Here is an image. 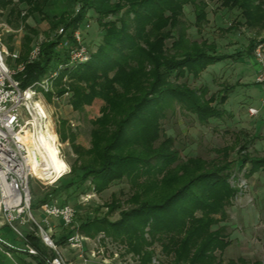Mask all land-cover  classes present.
I'll return each mask as SVG.
<instances>
[{"label": "trees", "instance_id": "obj_1", "mask_svg": "<svg viewBox=\"0 0 264 264\" xmlns=\"http://www.w3.org/2000/svg\"><path fill=\"white\" fill-rule=\"evenodd\" d=\"M12 1L0 0V7H10V16L17 15L23 22L39 15L50 28V40L42 47L40 59L27 64L17 76L23 88L43 80L67 62L68 50L62 45L65 41L76 44L74 35L92 12L103 31L91 59L64 70L54 82L59 95H71L74 110L84 112L96 102H102L103 107L101 117L93 122L90 149L77 144L71 134L82 174L65 190L69 195L73 188L84 193L87 190L83 184L92 178L94 190L102 194L113 184L127 181L131 194L125 204L131 207L124 210V203L115 197L106 207L109 215L119 211L118 221L95 218L80 225L79 232L89 237L103 233L126 242L141 264H153L155 244H160L168 264H250L243 257L227 263L222 259L231 245L227 208L239 193L231 183L237 163L240 172L250 166L246 170L250 178L264 171V157H252L243 147L236 161L230 160L228 148L216 149L219 159L214 161L182 159L175 140L163 129V120L176 105L197 114L206 124L223 116L212 106L215 97L207 100L205 91L198 94L187 84L178 83L188 75L197 79L209 66L234 57L217 54L215 45L189 37L184 19L186 6L195 9L200 30L208 22L210 2L219 1L229 10L239 8L247 17L252 8L250 0H75L81 6L79 13H55L52 18L46 13L52 0H18L26 7L25 15L19 6L11 8ZM257 22L251 23L255 26ZM26 27L28 32L38 34L29 25ZM61 28L63 32L57 34ZM31 42L26 35L19 63L27 62ZM256 47L251 43L249 54H254ZM221 100L226 103V96ZM53 198V194L48 195L40 204ZM67 236L56 244H66ZM25 242L37 252L36 256L27 254L39 264H50L56 256L35 233H29ZM9 262L0 251V264Z\"/></svg>", "mask_w": 264, "mask_h": 264}, {"label": "rangeland", "instance_id": "obj_2", "mask_svg": "<svg viewBox=\"0 0 264 264\" xmlns=\"http://www.w3.org/2000/svg\"><path fill=\"white\" fill-rule=\"evenodd\" d=\"M12 2L11 8L19 6V9L23 11L22 14H26L25 5L18 0ZM250 3L252 7L248 12L250 16L246 14L247 17H245L239 8L229 10L219 1L210 2L207 9L208 22H205L200 30L196 26L193 6L189 5L185 8L184 19L189 27V37L199 43L207 41L215 45L217 54L234 57L209 66L197 79L188 75L178 80L179 84H187L198 94L202 92L201 90L205 91L204 95L207 100L215 97L216 101L212 103V106L223 114L221 118H213L206 124L200 121L197 114L181 108L180 105H176L174 111L169 112L167 118L163 120V129L166 136L175 140V148L180 152L182 159L200 157L207 161H214L219 159V155L215 152L216 149L228 148L230 160L236 161L240 158V150L243 147H247L246 153L252 157H264V106L261 102L263 94L256 84L257 61L254 54H249L251 43L257 46L264 45V0H250ZM78 5L79 3L75 0H52L46 13L50 18L55 13L62 15L65 12L73 16L77 13ZM10 13V7L4 10L5 19L15 30L22 29L20 33L5 39L11 50L18 48V52L23 56L26 35L32 38L29 44V54L36 46L39 45L42 48L50 40L48 39L49 23L41 16L36 15L23 22L16 18L17 15L10 16ZM88 18L89 20L77 31L81 32L83 44L93 54L102 41L103 31L97 25V17L93 15V12ZM110 19L115 20L113 17ZM247 20H252V23L254 20L258 22L254 26L250 21L247 23ZM26 24L38 34L28 32ZM62 31L61 28L56 33L61 34ZM17 41L18 44H16ZM210 53L213 52L210 51ZM239 53L241 55L237 56ZM58 91L55 84L52 93H44L40 96L48 119L45 123L42 122L36 126L34 147L44 151L41 139L47 137L48 129L51 130L57 138L56 146L59 150V157L65 162L67 168L62 173V177L57 180L54 178L56 174L52 172L51 176L41 174L39 178L32 179V211L35 213L41 201L53 194V201L69 203L78 211L74 224L75 229L95 218L116 222L120 219L119 211L109 215L106 205L111 204L117 197L120 202L124 203L122 204L124 210L130 209L131 206L125 204L131 194V187L127 181L113 184L102 194L94 190L92 178L83 184L87 190L84 193L82 190L73 188L69 195L65 190L67 184L82 174L78 155L72 146L71 134H74L76 143L84 149L91 148L93 122L102 115V102H96L93 106L86 107L84 112H79L74 110L71 104V95H59ZM224 96L227 98L226 103L221 100ZM250 108L259 110V114L251 116ZM249 167L247 166L240 172L237 163L231 179L232 185L239 190V193L232 205L227 208L229 218L226 226L231 245L222 255L225 263L243 257L250 264L255 262L264 264V171L248 178L246 170ZM55 190L57 192L54 194ZM88 196L91 198L89 199ZM85 199L88 200L85 201ZM52 228L55 243L61 240L62 235H68L72 231V229L63 228L56 221H52ZM9 231V228H5L1 234L14 235L12 231ZM80 233L88 239L87 252L96 250L100 263L141 264L140 257L130 251L126 242L116 241L103 233L95 237ZM8 242L14 245L20 243V247L26 248L19 239L13 238ZM59 249L67 263L83 264L67 244H63V247ZM153 250L155 252L153 264H158L157 262L168 264L169 261L163 255L160 244H155ZM217 255L219 256L220 253L218 252ZM15 260L17 264H21L16 257ZM7 264L16 263L10 261Z\"/></svg>", "mask_w": 264, "mask_h": 264}, {"label": "built area", "instance_id": "obj_3", "mask_svg": "<svg viewBox=\"0 0 264 264\" xmlns=\"http://www.w3.org/2000/svg\"><path fill=\"white\" fill-rule=\"evenodd\" d=\"M80 10L81 6L78 5L77 13ZM21 31L22 29L12 28L4 17V10L0 8V225L10 228L22 239L26 237L24 228L27 227L30 233L39 236L44 244L55 252L56 256L50 264H71L67 263L59 246L53 240L52 220H61L66 229H72L67 236V246L75 251L83 264H88L98 258V252L91 250L88 253L86 249L88 239L74 228L78 216L76 208L69 203L48 202L42 206L44 217L38 221L32 211L31 181L34 177L39 178L37 172L47 170L43 160L39 161L34 157L36 126L48 119L40 96L52 93L54 82L60 78L61 73L66 69L84 65L91 59V53L83 44L81 32L77 31L74 35L75 45H70L68 41L62 45L68 50L67 62L59 64L58 68L43 80L23 88L17 76L25 71L27 64L40 59L42 48L36 46L29 54L27 62L19 63L20 53L16 48L11 50L5 39ZM254 56L258 64L256 84L261 88L263 94L261 102L264 106L263 44L256 47ZM249 114L256 116L259 110L250 108ZM61 177L62 174H56L55 179ZM13 248L0 237V251L11 257L8 249ZM29 251L37 254L34 249L29 248Z\"/></svg>", "mask_w": 264, "mask_h": 264}, {"label": "crops", "instance_id": "obj_4", "mask_svg": "<svg viewBox=\"0 0 264 264\" xmlns=\"http://www.w3.org/2000/svg\"><path fill=\"white\" fill-rule=\"evenodd\" d=\"M8 22H9V21H8ZM16 49H18V48H16ZM19 53H20V52H19ZM20 54H21V53H20ZM21 58H22V56H21ZM256 174H257V173H256ZM256 174H255V175H256ZM253 176H254V175H253ZM42 206H43V205L39 204V208H38V210H36V212L33 213L34 217H35L38 221H41L42 218L44 217V211H43ZM39 218H40L41 220H39ZM52 221H56V222H58V224H59L60 226H62L63 228H65L61 220L53 219ZM5 228H8V227H5V226H3V225H0V237H1L2 239H4L5 241L8 242V240H11V239H13V238H16V239H19V240L21 241V243L23 244L24 247H26V248H22V247H20V243L17 244V245H14V244H11V243L8 242L12 247H14L13 249H8V250H10V252H11V257H8V256L6 255V256L10 259V261H13V262H15V263L17 264V262H16V260H15V257H16V258L21 262V264H39V261H37L36 258H32L31 256H29V255L27 254V252L30 253V251H28L29 248H28L27 245H26L25 239H22V238H20L19 236H17V235H16V234H15L10 228H9V230L12 231L14 235L9 236V235H3V234H1V232H2ZM77 228H78V227H77ZM26 229H28V228H27V227L24 228V230H25V232H24V233H25V236H27V235L30 233L29 230H26ZM78 229H79V228H78ZM10 231H9V232H10ZM65 236H67V235H62L61 239L64 238ZM85 238H86V237H85ZM86 239H87V238H86ZM60 241H61V240H58L57 243H60ZM58 246H59V247H63V244H59ZM68 248H69V247H68ZM30 249H32V248H30ZM69 249L72 250L71 248H69ZM86 249H87V247H86ZM13 251H17V252L14 253ZM72 251H73V250H72ZM1 252H2V251H1ZM73 252H75V251H73ZM2 253H3V252H2ZM3 254H4V253H3ZM75 254H76V253H75ZM4 255H5V254H4ZM30 255H32V256H36L35 254H32V253H30ZM77 259H78V258H77ZM90 263H91V264H103L102 262L100 263L99 258L92 260ZM18 264H19V263H18Z\"/></svg>", "mask_w": 264, "mask_h": 264}, {"label": "bare ground", "instance_id": "obj_5", "mask_svg": "<svg viewBox=\"0 0 264 264\" xmlns=\"http://www.w3.org/2000/svg\"><path fill=\"white\" fill-rule=\"evenodd\" d=\"M56 141H57L56 135L51 130L48 129L47 137L45 136L41 139V146L44 151L40 150L39 148H36L34 150V155H35L34 157L38 158L39 161L40 159L43 160V162L47 167V170H42L40 173L37 172V175L39 174V177L41 174L50 175L51 172L52 174L55 173L57 175H60L65 171V168H67L65 162H63L59 157V150L56 146Z\"/></svg>", "mask_w": 264, "mask_h": 264}]
</instances>
